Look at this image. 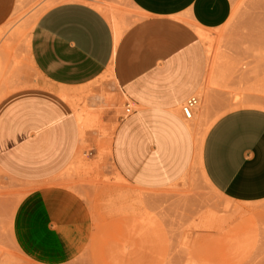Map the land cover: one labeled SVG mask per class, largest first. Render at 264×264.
I'll return each instance as SVG.
<instances>
[{"label": "crops", "instance_id": "1", "mask_svg": "<svg viewBox=\"0 0 264 264\" xmlns=\"http://www.w3.org/2000/svg\"><path fill=\"white\" fill-rule=\"evenodd\" d=\"M127 1L138 19L117 41L95 8L62 3L46 10L29 40L41 85L0 100V174L29 188L11 216V244L22 260L16 264H69L91 237L87 205L53 181L79 150L82 90L103 75L111 73L130 109L110 148L123 180L136 190L160 192L194 167L193 126L181 107L207 77L206 47L196 31L221 29L233 0ZM15 2L0 0V28ZM198 168L224 198L264 201V111L237 110L215 120Z\"/></svg>", "mask_w": 264, "mask_h": 264}, {"label": "rangeland", "instance_id": "2", "mask_svg": "<svg viewBox=\"0 0 264 264\" xmlns=\"http://www.w3.org/2000/svg\"><path fill=\"white\" fill-rule=\"evenodd\" d=\"M62 3L95 8L123 33L138 19L127 0H16L0 28V100L41 85L29 56L30 35L38 18ZM207 36V77L188 121L199 135L229 112L260 110L243 103L264 108V0H233L227 23ZM78 103L84 120L79 150L53 185L87 205L92 233L69 264H264V201L224 198L197 166L170 189H133L111 161L112 135L128 107L111 76L84 88ZM28 192L0 174V264L22 262L11 244L10 222Z\"/></svg>", "mask_w": 264, "mask_h": 264}, {"label": "bare ground", "instance_id": "3", "mask_svg": "<svg viewBox=\"0 0 264 264\" xmlns=\"http://www.w3.org/2000/svg\"><path fill=\"white\" fill-rule=\"evenodd\" d=\"M94 2L97 3L96 1H94ZM110 24H111V28H112V31H113L114 39H115V41H117L120 38V36H121V34L123 32V29H122L121 25L118 22H116L115 20H113V19H111ZM196 32H197L198 36L201 38V40L203 42H206V43L209 42V38H208L206 32H203L202 30H199V29H197ZM207 50H208V52L210 51L209 48ZM0 59H1V57H0ZM2 65H3V62H1V60H0V75L2 73V69L4 71V67H2ZM107 75L111 76V73L109 72V73H107ZM111 78H112V76H111ZM236 102H238V101H236ZM241 103H243V101ZM259 106H260V104H259ZM242 107H244V108H250V107H252V108H255V109L257 108V109H260V110H264V108L261 107V106L258 107L257 105L255 106V105H252V104H249V103H243L242 104ZM77 119H78V122L81 123V125H83L84 120H83L82 116L79 113L77 114ZM192 131H193V134H194L195 144H196V159H195V162H194V165L193 166L199 167V151H200V148L202 146L203 138H204V136H205V134L207 133L208 130H206L201 135H199L196 132L195 128H192ZM201 174H202V177L204 178V180L207 182V180L205 179L202 171H201ZM118 177L123 180V178L120 175H118Z\"/></svg>", "mask_w": 264, "mask_h": 264}, {"label": "built area", "instance_id": "4", "mask_svg": "<svg viewBox=\"0 0 264 264\" xmlns=\"http://www.w3.org/2000/svg\"><path fill=\"white\" fill-rule=\"evenodd\" d=\"M197 106V100L196 98H191L188 100L182 107H181V115L185 120H191L193 111L195 110ZM130 109L126 107L125 114H128Z\"/></svg>", "mask_w": 264, "mask_h": 264}]
</instances>
